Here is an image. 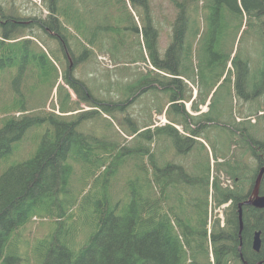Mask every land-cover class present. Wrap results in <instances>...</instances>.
Instances as JSON below:
<instances>
[{
    "label": "trees",
    "instance_id": "obj_1",
    "mask_svg": "<svg viewBox=\"0 0 264 264\" xmlns=\"http://www.w3.org/2000/svg\"><path fill=\"white\" fill-rule=\"evenodd\" d=\"M24 1L0 0V162L18 144L24 158L0 173V264H264V207L242 205L241 238L237 212L264 165V122L245 117L264 106L251 103L264 95V0ZM241 30L249 42L231 53ZM79 73L101 80L91 87ZM193 86L196 115L185 108ZM158 94L168 123L141 128L127 110L142 106L149 122ZM100 112L122 126L118 137L100 131ZM220 132L238 154L219 147ZM33 218L50 231L20 239Z\"/></svg>",
    "mask_w": 264,
    "mask_h": 264
},
{
    "label": "rangeland",
    "instance_id": "obj_2",
    "mask_svg": "<svg viewBox=\"0 0 264 264\" xmlns=\"http://www.w3.org/2000/svg\"><path fill=\"white\" fill-rule=\"evenodd\" d=\"M21 1H23V2H25L24 0H21ZM36 1H38L39 2V0H36ZM26 8H27V10H29V11H31V10H33L34 9V7H33V5H31V4H27L26 5ZM168 31H170V30H168ZM166 32H167V29L165 30V31H163L162 33H161V35H160V37H161V45L163 46V47H165V42H167V39H168V37L169 36H166ZM252 32V31H251ZM250 32V33H251ZM253 38H254V35L252 34L251 36H250V40H253ZM237 40H240V44H239V48H245L246 46H247V43L246 42H249V36L247 37V38H245V36H244V34H242V30L237 34ZM236 40V41H237ZM236 43V42H235ZM233 51L234 50H231V53H233ZM102 54H104V53H102ZM104 56H106V58H108L109 59V56L108 55H105L104 54ZM257 57V55H255V58ZM7 61H5L3 58H1L0 57V64H3V63H6ZM143 65L144 64H141L140 63V67L141 68H144L146 65H144V67H143ZM148 66L150 67V64H148ZM15 67V70H16V72H17V68H16V66H14ZM14 74V72L13 73H11V72H9V74L6 76L7 77V80H8V89L10 88V89H12L13 90V88H12V86H11V83H12V81H11V83H10V78H11V76ZM81 78L83 77V78H85L86 80H87V82L86 83H88V84H90L91 85V87H92V85L94 84V83H96V82H98V80H101V78H99V76L97 75V73L96 74H94L93 75V77H91V76H89V77H85L86 76V74L85 73H79L78 74ZM82 78V79H83ZM91 78H92V82H91ZM19 84V83H18ZM18 84H16V86H18ZM89 86V85H88ZM218 92V95L219 96H223L224 95V89H220L219 91H217ZM3 93V91L0 89V94H2ZM73 95V98L74 99H76V96L74 95V94H72ZM167 97L166 96H159V94H158V96L157 97H154V99H153V104L154 105H156V107L155 108H153V109H151V111H150V119H149V122H147V115L144 113V115L143 114H141L140 112H141V107L142 106H138V107H131V108H129L128 110H127V115H131V117L135 120V122H136V124L137 125H140L141 124V128L143 127V126H145V125H147L148 123H149V126L148 127H150V129H153L154 127H159V126H162V125H164L165 123H168V121H167V119H166V117L164 116V114L163 113H159L158 112V110H159V108L161 107V106H163V104L164 103H166L167 102ZM237 99V98H236ZM261 101H264V96H259L258 98H256V99H254V101H252L251 103H253V102H261ZM53 102H56L55 100H54V98H52V95L50 96V98L48 99V101L46 102V104H45V108L47 109V110H50L51 109V106H52V104H53ZM244 102H246L245 103V107L244 108H241V115H245V112H247L248 111V106L250 105L249 103H248V100H246V101H244ZM250 102V101H249ZM248 103V104H247ZM225 103H223V105H224ZM253 105H255V103L253 104ZM81 106L84 108V109H88V108H90L88 105H83V104H81ZM80 106V107H81ZM209 106V105H208ZM88 107V108H87ZM164 108H166V106H164ZM200 109V112H204V110L206 109V104H202V107L201 108H199ZM164 111H165V109H164ZM164 111H162V112H164ZM145 112H146V108H145ZM262 112H264V111H262V110H260V111H258L256 114H254V115H252V116H245L246 117V119H248L249 118V120H250V124H254V125H256V126H260V124L261 123H263L264 122V119L262 118L261 119V121L259 122L258 120H257V117H260V116H262L261 114H262ZM74 113V112H73ZM196 112L194 111V110H192V114H195ZM199 113V112H198ZM16 114H18V113H16ZM109 114V116L107 115V116H103V115H105L104 113H102V112H100V113H98L97 115H99V116H101V118H100V124H101V127H103V126H105V128H102V130H100L104 135H107L108 137H110V138H115V137H118L119 136V132L118 131H121V130H123V128H122V126L119 124V123H116L115 122V119L112 117V115H111V113H108ZM139 114H141V117H140V119H143V120H140V119H138V115ZM257 116V117H256ZM163 118H164V120H163ZM242 118V117H241ZM240 118H239V116H238V120H239ZM109 121H110V123H109ZM90 127H92V129L93 128H101V127H99V126H97V127H95V126H92V124H88V125H83L82 126V128H90ZM140 128V129H141ZM31 131V130H30ZM183 131H179V133H182ZM122 134L124 135V136H128L129 138H130V134H127V133H125V132H123L122 131ZM202 139V138H201ZM31 140L34 142V144H33V148H32V152L34 153L35 152V149H36V147H37V145H38V143H39V141H40V139L38 140L37 139V136H36V132H34V133H32V135H31ZM223 140H224V135H223V133H218L217 134V138H216V141H217V143H219L220 144V148L221 149H225L226 151H228L229 150V148L230 147H227V145L225 144V142H223ZM154 143H155V140H154ZM18 147H19V144L17 145ZM154 146V145H153ZM233 146V145H232ZM18 147H16V149L13 151V153H10V154H8V156H7V158L6 159H4V160H2L1 162H0V169H1V165H3V164H6V166L2 169V170H0V173H1V171H4L5 169H7L9 166H11L12 164H14L15 162H17V161H21V160H23L24 158H20V159H18L17 158V155H18ZM154 148V147H153ZM232 148V147H231ZM156 150H158V152H159V147L157 146L156 148H155ZM238 150V149H237ZM237 150H234L233 148L232 149H230L228 152L229 153H231V152H236L237 154L239 153V152H237ZM20 151V150H19ZM241 151V150H240ZM21 153H24L25 151L24 150H21L20 151ZM33 153H32V155H33ZM246 155V154H245ZM158 156V155H157ZM196 157H197V163L199 164V167H203V166H205V160H206V153H204V152H202L201 150L200 151H197L196 152ZM250 157V156H249ZM26 158V157H25ZM144 160L146 159V157H144L143 158ZM250 161L252 162V161H254V159H253V157H251L250 158ZM3 163V164H2ZM128 172H130V171H128ZM221 179H222V181H221V184H223V185H226V184H231L232 183V181H231V179L230 178H227L226 176H224V178H223V176H221ZM228 181H229V183H228ZM79 187H81V184H78L77 185V188H79ZM216 212L218 211L219 212V216H221L222 217V214H221V211L219 210V209H216L215 210ZM43 218H45V217H43ZM44 220H45V222H44ZM55 223V222H54ZM52 223L48 220V219H41V220H39V219H35V218H33L32 219V221L31 222H29L27 225H25L19 232L21 233V236L19 237L20 239H22V240H25V239H29V240H32V239H36L37 237H41V236H43V235H46L49 231H50V229H51V227H52ZM18 232V233H19ZM82 235V234H81ZM81 235H80V237H81ZM79 237V239H81ZM25 246V244H23V243H20L19 244V247H20V249H23V247ZM30 264H35L34 262H31Z\"/></svg>",
    "mask_w": 264,
    "mask_h": 264
},
{
    "label": "water",
    "instance_id": "obj_3",
    "mask_svg": "<svg viewBox=\"0 0 264 264\" xmlns=\"http://www.w3.org/2000/svg\"><path fill=\"white\" fill-rule=\"evenodd\" d=\"M263 173H264V165L259 168V171L254 179L251 196L247 200L238 204V225H239L240 238H241V230L243 228L241 206L252 205L257 208L264 207V194H259V187ZM260 246H261L260 232L256 231L252 239V248L255 251H258L260 249Z\"/></svg>",
    "mask_w": 264,
    "mask_h": 264
},
{
    "label": "flooded vegetation",
    "instance_id": "obj_4",
    "mask_svg": "<svg viewBox=\"0 0 264 264\" xmlns=\"http://www.w3.org/2000/svg\"><path fill=\"white\" fill-rule=\"evenodd\" d=\"M207 26H208V24L206 25V28H207ZM209 27V26H208ZM219 50L222 52V49L221 48H219ZM223 53V52H222ZM219 55H220V53H219ZM215 63H209V65H214ZM216 65V64H215ZM219 67H220V64L219 65H216V68L215 69H219ZM214 70V69H213ZM207 73H209V69H207ZM195 99H197V94L194 96V100ZM192 106H193V104L191 103V105H190V109H192Z\"/></svg>",
    "mask_w": 264,
    "mask_h": 264
}]
</instances>
